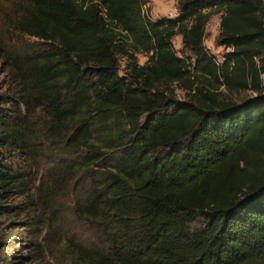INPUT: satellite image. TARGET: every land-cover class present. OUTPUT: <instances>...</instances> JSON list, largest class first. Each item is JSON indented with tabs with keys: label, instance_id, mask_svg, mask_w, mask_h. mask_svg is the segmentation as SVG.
<instances>
[{
	"label": "trees",
	"instance_id": "obj_1",
	"mask_svg": "<svg viewBox=\"0 0 264 264\" xmlns=\"http://www.w3.org/2000/svg\"><path fill=\"white\" fill-rule=\"evenodd\" d=\"M173 1L176 18L150 19L146 0H25L13 33L37 48L18 74L0 41L13 83L0 92V215L28 192L2 154L31 153L38 111L39 144L93 174L76 212L105 245L68 264H264V0ZM215 15L219 63L203 46Z\"/></svg>",
	"mask_w": 264,
	"mask_h": 264
},
{
	"label": "rangeland",
	"instance_id": "obj_2",
	"mask_svg": "<svg viewBox=\"0 0 264 264\" xmlns=\"http://www.w3.org/2000/svg\"><path fill=\"white\" fill-rule=\"evenodd\" d=\"M146 1L145 14L150 19L167 18L168 7L175 4L173 0ZM23 5L25 0H0V41L14 52L13 60L20 69L13 66L17 74L24 68L22 55L37 48L34 39L13 33ZM217 23L218 15L211 17L205 28L203 46L220 60L224 49L214 43ZM180 42L179 36L171 40L177 54ZM137 61L141 65L144 58L138 56ZM10 70L0 58V92L11 91ZM260 79L264 87V75ZM219 92L235 103L252 95L250 92L229 94L221 88ZM174 94L176 99L183 98V92L178 89ZM42 120L38 111L28 117L32 129L28 145L33 148L28 156L2 154L1 160L6 165L25 175L28 192L12 196L8 203L13 210L11 215H0V264H68L69 250L77 251L80 246L103 249L105 245L102 233L85 223L76 212V204L90 191L93 174L78 172L75 155L62 151L57 144H39L44 140Z\"/></svg>",
	"mask_w": 264,
	"mask_h": 264
},
{
	"label": "built area",
	"instance_id": "obj_3",
	"mask_svg": "<svg viewBox=\"0 0 264 264\" xmlns=\"http://www.w3.org/2000/svg\"><path fill=\"white\" fill-rule=\"evenodd\" d=\"M148 3V2H147ZM147 3L145 4V6L143 7V10H144V12H145V7H146V5H147ZM167 15V16H166ZM166 15H165V17H167V18H169V19H173V18H176L177 16H178V10H177V7H176V3L175 4H171L169 7H168V10H167V12H166ZM210 21V20H209ZM208 21V22H209ZM208 22H207V24L206 25H208ZM205 28H206V26H205ZM217 30H218V23H217ZM220 62V60L216 57V59H215V63H219Z\"/></svg>",
	"mask_w": 264,
	"mask_h": 264
}]
</instances>
